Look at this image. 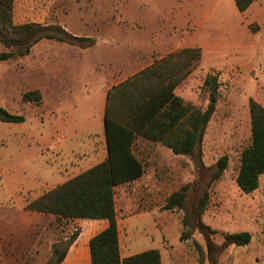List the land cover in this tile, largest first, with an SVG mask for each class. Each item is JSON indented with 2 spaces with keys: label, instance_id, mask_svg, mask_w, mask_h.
<instances>
[{
  "label": "rangeland",
  "instance_id": "1",
  "mask_svg": "<svg viewBox=\"0 0 264 264\" xmlns=\"http://www.w3.org/2000/svg\"><path fill=\"white\" fill-rule=\"evenodd\" d=\"M180 1L15 0L16 24H58L74 35L92 37L95 43L82 48L45 39L25 57L0 60V105L26 118L22 124L0 121V264H45L52 256L55 242L67 241L74 232L86 238L85 226L77 222H59L51 215L35 218L25 209L29 201L59 183L53 177L55 172L52 173L59 163L53 151L65 134L55 130V102L57 98L64 101L68 95H73L78 102L77 114L72 113L74 104L64 101L63 115L59 118L64 122L73 120L78 129L80 125L82 128L89 125L94 130L103 128L104 91L134 72L130 68L131 33L139 29L155 30L152 28L161 22L167 24L168 17L183 10ZM232 2L216 4L219 19L212 28L208 27L209 23L205 25L198 33L199 41L205 44L215 37L221 39V47L232 43V32L235 27H241L240 13ZM259 19L260 23L250 24L251 30L256 32L259 49L254 70L242 79L245 82L240 83L241 69L230 76L223 70L207 72L202 67L196 80L189 82L191 91H187L186 99L203 109L210 102L216 104V113L208 124L202 145L204 164L212 167L220 157L229 158L222 178L210 189V204L202 219L217 230L213 240L218 245L222 244L226 232L247 231L251 242L220 249L216 252L217 261L212 262L203 234L194 231L191 238L181 241L183 212L164 210L163 205L169 193L196 177L194 164L190 157L176 156L163 145L159 148V145L148 144L144 152L140 150L150 167L142 183L153 191L139 201L144 210L159 208L160 214L155 215L156 220L146 214L134 217L131 222L135 226L130 227L142 231L139 235L145 233L135 250L159 246L163 264H264V174L259 188L252 193L243 192L236 183L242 151L251 143L249 94L254 95L258 90L264 100V14H260ZM173 25L174 30H178L176 21ZM2 50L0 46V52ZM211 55L216 54L205 52V63L210 62ZM208 75L215 77L219 85L215 97H211L209 86L205 85ZM234 78L237 79L233 83ZM32 90L41 92V103L24 101L23 94ZM164 170L169 179L161 183L153 172L160 175ZM204 180L206 182L207 178ZM197 195L194 192L190 196ZM118 198L119 213H127L129 209L122 205L120 195ZM125 239L126 229L121 231L122 249ZM83 247L80 255L88 264L86 256L89 254L86 246Z\"/></svg>",
  "mask_w": 264,
  "mask_h": 264
},
{
  "label": "trees",
  "instance_id": "2",
  "mask_svg": "<svg viewBox=\"0 0 264 264\" xmlns=\"http://www.w3.org/2000/svg\"><path fill=\"white\" fill-rule=\"evenodd\" d=\"M234 1L239 11L244 12L256 0ZM14 9L15 0H0L1 61L29 55L32 48L45 39L82 48L95 43L93 38L69 33L58 24H16ZM200 57V49H183L112 86L107 93L104 113L108 158L26 204V210L51 215L59 222L106 220L108 226L89 241L92 264H163L157 248L124 258L121 255L115 191L117 186L138 179L145 172V163L135 151L138 136L160 143L175 155L188 156L194 164L196 177L173 191L163 205L164 210L183 212L181 241L191 238L194 231L203 234L212 262L217 261L216 252L220 249L251 242L247 231L226 232L222 244L218 245L213 240L217 230L202 219L210 204V189L222 178L229 158L220 157L212 167H207L203 161L202 145L216 104L210 102L203 109L175 92ZM205 85L209 86L211 97H215L219 89L217 79L208 75ZM23 99L41 103L42 94L39 90L28 91ZM249 112L251 143L242 151L236 177L237 185L245 193L256 191L264 174V106L251 97ZM0 121L23 123L26 118L0 105ZM194 192L198 195L190 196ZM78 236L79 232H74L67 241L55 242L52 256L45 264H63Z\"/></svg>",
  "mask_w": 264,
  "mask_h": 264
},
{
  "label": "crops",
  "instance_id": "3",
  "mask_svg": "<svg viewBox=\"0 0 264 264\" xmlns=\"http://www.w3.org/2000/svg\"><path fill=\"white\" fill-rule=\"evenodd\" d=\"M180 2L183 3V10H181L179 13H177L176 11L175 15L173 14L172 18L168 17L167 24H163V22H161L162 24L159 23L157 27L152 28L155 30L139 29L131 33L130 68L131 70H134V72L131 74L130 77H133L142 70L151 67L155 62H158L165 58L168 59L170 55L178 54L183 49H200L201 51L200 60L196 63L194 67L192 66L188 75L177 85V88L175 89L177 95L181 96L185 100L187 99V91H191L189 89L190 88L189 82L196 80V77H198L202 71V67L207 72L223 70L225 72H228V75H230V73L232 74L238 71L239 69H241L242 74H241L240 83L242 84V82H245L242 79L243 78L245 79V77H249V75L246 76V74H248L249 71L254 70L253 67L255 63L254 59L257 56V50L259 49L256 46V39H255L256 32L251 30L250 24L254 22L260 23L259 15L264 14V0L254 1L253 4L244 12H240L239 9L237 8L240 13L241 27L240 28L235 27L234 31L232 32L234 34L233 35L234 37H232L233 39L232 43L227 44L223 47L220 46L221 45L220 43L222 42L221 39L213 37L211 40L209 39L207 43L203 44L201 41L197 39V36L198 33L205 27V25H207V23H209L208 27L212 28L214 22L218 21L219 16L215 12L216 4L218 2H222V4L228 5L233 3L232 0L231 1L230 0H182ZM174 21H176V23L178 24V30H174V25H173ZM155 22H157L158 24L159 21L156 20ZM85 37H89V36H85ZM206 51H211V54L213 52L216 54L214 57L213 55H211L210 56L211 58L209 57L210 62L207 61V63H205ZM251 53L253 55L252 58L250 57ZM236 79L237 78L233 79V83L234 81H236ZM110 89L108 90L104 89L105 98H103L102 100L104 102V104L102 105L103 117L105 113L107 93ZM257 92L258 90L254 95L249 94V98L252 97L257 102L261 103L264 106V100ZM68 96L69 97L68 98L66 97L64 101L74 104V106H71V108L73 109L72 113L77 114V110H75L77 108V104H76L77 101L75 97H73V95H68ZM60 97L61 96H59V98ZM64 101L62 100V98L60 99L57 98V101L55 102L53 109V113L55 114L56 117L55 130L57 133L62 131V133L65 134L62 135L63 137L60 138L59 142L55 144L53 151L57 155L56 158H58L59 160L58 165L52 169V173L55 172V176L53 177H55V179L59 182L58 185L90 169L91 167L97 165L98 163L106 160L109 154L107 136L104 127V118H103V128L101 129L94 130L89 125L84 128H82L83 126L80 125L81 129L75 128L76 125L72 123L73 120L71 121L67 120V122H64L62 118H59L60 117L59 115L61 116L63 115V113H61L62 112L61 106ZM15 124H22V123H15ZM207 130H206V134H207ZM148 144H152V147L153 145H159V148L161 145L157 142L148 140L142 136H138L135 145V151L139 156V158L143 159L145 163L144 174L138 179H134L130 182L117 186L115 191L117 220L119 226V240L121 247V255L123 258L144 251V250L137 251L138 249L135 250L136 247L139 246V242H140L139 238L144 237L145 233H141L139 235L138 232H142V231H138L137 229L130 227V226H135L131 222V219L134 217L140 218V216L146 214V215H152L153 219L156 220L155 215L160 214L159 208H156L154 210H144L143 207H141V203L139 201L141 198H143L151 191H153L152 188L148 189L144 187L142 183L149 175L150 167L147 164L146 157L145 159L143 157L144 153L140 152V150L144 152L145 147L148 146ZM176 156H182V155H176ZM164 172L165 170L161 171L159 175L156 171L153 172L154 173L153 175L158 179L159 182L164 183L167 179H169L168 172L165 173ZM42 182L44 181H40L39 183ZM38 185L39 184H37L36 186L38 187ZM160 188L161 191L164 190L163 187ZM158 189L159 188H156V190ZM170 194L171 193H169L167 197H169ZM119 195L121 198L122 205L127 207V209H129V211L125 214L124 212H122V214L119 213V207H118ZM140 208H142L141 211ZM134 212H137V214L132 215V213ZM29 213H32L35 216V218L41 217V215H48L33 211H29ZM71 221L79 223L80 226H85L87 236L86 238H82V235H79L77 237L75 242L70 246L63 264H85L84 261L85 258H83V256L80 255L81 249L84 248L83 246H86L89 254L88 256H86V263L92 264L90 250H89V241L94 235L104 230L108 226V222L106 220H101V219H74ZM124 229H126V239H125L124 249H122L121 231ZM155 248L160 250L159 246ZM161 255L163 260L162 252Z\"/></svg>",
  "mask_w": 264,
  "mask_h": 264
}]
</instances>
